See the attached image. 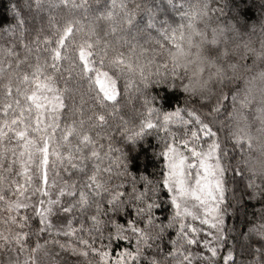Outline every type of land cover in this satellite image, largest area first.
Returning <instances> with one entry per match:
<instances>
[{"label": "trees", "instance_id": "16d2710c", "mask_svg": "<svg viewBox=\"0 0 264 264\" xmlns=\"http://www.w3.org/2000/svg\"><path fill=\"white\" fill-rule=\"evenodd\" d=\"M213 8V14L221 15V18L243 15L246 20H251L259 14L258 10L253 9L251 0H225L224 4L217 2ZM216 8H221L222 12H216ZM178 13L177 6L169 4L168 0H40L39 7L36 0H0V102L8 100L12 103V109L16 110L18 100L25 109V117L32 118V128L36 127L35 117L39 115L40 131L48 139L45 146L49 162L48 178L51 180L47 192L50 190L48 200L53 201L49 214L52 218H46V223L42 225L39 216L34 213V209L41 207V200L46 204L48 196H42L36 190L39 186L37 166L44 150V142L37 138L39 134L29 129L28 141L33 145L36 156L32 165L27 163L26 153L21 155V151L24 152L23 141L12 133L0 137V264H32L34 253L45 255L48 263L98 264L97 257L91 251L87 257L73 251L84 247L80 244V238L88 240L97 249L111 243L107 248L109 255L113 256L110 264H114V259L121 252H136V237L131 232L127 233L129 239H116L113 236L109 240L110 233L115 232L112 225L114 219L127 227V221L135 218L132 208L116 216L107 211V196L113 186L124 181L126 187H130V177L117 175L122 170L117 158L124 160L128 172L137 180L138 189L144 188L141 177L161 180L166 163L159 155L163 150V140L169 138V134L179 137L184 131L181 125L175 123L163 130L162 115L181 109V115L188 119L186 110L191 108L186 106L185 94L181 90L166 85L152 86L149 105H145L142 98L133 102L141 116L130 119L127 112L118 110L100 125L96 120L99 112L92 103L93 94L102 95L101 87L96 82L97 72L102 74L100 78L105 81L113 78L102 69L98 52L105 46L106 49L117 46L127 53L137 41L143 43L146 30L154 36L159 35L155 29L146 27L149 19H153L157 27L165 21L169 26L177 20ZM21 17L25 22L22 31L16 27ZM66 26L71 28V32L64 35ZM62 35L64 43L59 48V58H54L53 49H57V40ZM162 43L174 47L170 42L162 40ZM82 49L90 53L88 60L92 71H85L81 63ZM39 83H45L54 92L56 89L61 96L62 108L53 123L51 115L57 116L58 111L56 114L48 112L44 106L37 109L31 100V96L36 95L40 104L45 103L41 85L37 87ZM8 87L12 89L11 97L6 96ZM118 90L122 92V85L118 86ZM148 107L155 110L151 119L157 126L146 128L145 133L135 141L127 140L124 130L138 129L148 118ZM12 115L13 111H9V117ZM85 135L90 138L87 143L83 140ZM222 145L228 152L224 166L229 169L225 174V231L238 223L241 207L245 214L242 219L246 218L257 225L264 223V177L245 176L255 186V195L249 196L253 189L238 185L239 176L233 179L234 173L229 168L231 148ZM94 151L96 156L92 155ZM25 169L31 181L25 193H21ZM105 169L111 171L106 172ZM93 175L103 189L95 187L91 180ZM241 192L245 193L243 205L238 206L233 197L235 195L239 199ZM81 193L87 196V203L83 205L80 202ZM169 196L161 180V191L157 196L160 206L153 210L158 225L168 223L172 211L166 203H170ZM58 206V210L69 207L72 212L63 211L65 221H61L59 228H56L52 221L55 213L60 214L54 210ZM234 209L237 217L232 215ZM93 216L100 221L98 228L92 227ZM68 221L76 229L75 235L65 234ZM185 222L199 226V221ZM139 226L144 225L140 223ZM147 231L150 238L141 245L138 260L131 264H148L151 259L158 264H178L179 256L173 258L168 255L173 248L171 241L177 238L176 226L166 228L162 233L156 227ZM238 232L239 229L236 233H229L228 243L221 253L226 251L229 244L236 243L237 259L249 260L250 256L240 254V244L244 242L240 240ZM17 234H21L19 243ZM200 236L203 237L204 233H200ZM248 243L253 249L260 248L264 245V236L251 233ZM188 250L204 252L199 244L188 247ZM194 264H200L199 260H194Z\"/></svg>", "mask_w": 264, "mask_h": 264}, {"label": "snow or ice", "instance_id": "6c2138e0", "mask_svg": "<svg viewBox=\"0 0 264 264\" xmlns=\"http://www.w3.org/2000/svg\"><path fill=\"white\" fill-rule=\"evenodd\" d=\"M40 0H36V6L39 7ZM24 20L21 17L17 22V28L23 30ZM167 22H163L157 27V23L153 19H149L147 22L148 29H155L162 37V40L170 42L176 49L182 51V46L178 41L183 40V34L179 36L174 30H169L166 26ZM14 31L15 29H8ZM71 32V28L64 29V35ZM63 35L57 40V49H53V57L59 58V48L63 46ZM163 46V45H162ZM91 47V45L89 46ZM107 46H105V49ZM89 52H85L83 49L80 52L81 63L84 66L85 71H92L90 67L88 56ZM115 62L118 64H125L123 55L115 57ZM102 74L97 72L96 82L101 84L102 98L104 101L114 103L117 101L120 92L118 90L117 82L114 79L108 80L107 86L100 80ZM106 76V74H103ZM175 87V85H172ZM186 90V89H185ZM19 93V89H17ZM6 96H12V89L8 87L6 89ZM27 98V96H26ZM57 104L55 107H62L59 103V97H55ZM154 99V98H153ZM31 100L37 109L43 107L40 104L39 98L36 95L31 96ZM145 105L150 104V100L144 101ZM17 109H12V103L8 100L0 102V137H4L8 133H12L18 140L23 141L24 152L21 155L27 153L31 158V142L28 141L29 129L39 132L40 118L39 115L35 117L36 127L32 128L31 117H25V109L20 105L19 101H16ZM213 110H216L215 108ZM9 111H13V115L9 117ZM32 111L31 108L28 109ZM155 110L151 107L147 108V119L140 124L138 129H125L126 139L129 141H135L140 138L145 129L155 128L152 122V114ZM183 110L177 109L174 113H167L163 116V125L161 127L167 128L170 122L181 125L184 131L181 136L169 134V138L163 140V150L159 153L165 160V169L162 174V186L167 189L170 194L168 206L171 208V214L168 218V223L157 224L156 217L154 216V209L160 205L157 203V196L161 191V180H148L144 177L140 179L144 182L143 190L137 188V180L132 177L128 172V167L122 158H117V163L122 165V170L117 173L118 176L130 177V187H126L125 182L121 181L113 186L112 190L107 196V211H111L113 216L125 212L128 208H132L135 211V218H130L127 221V227L117 223L114 219L112 225L115 229L114 233H110L109 240L115 236L116 239H129L127 233L131 232L136 237V252H123L119 254L120 258H117L114 264H128V261L133 262L138 260L141 255V245L147 243L150 238V233L147 229L156 227L162 233L166 228H172L176 226V239L171 241L173 246L172 251L168 253L173 258L179 256L181 259L178 264H194V260H199L200 264H264V245L260 248L253 249L251 244L248 243L251 233H257L264 236V223L252 224L246 218L242 219L243 209L241 207V215H239L238 223H234L228 231H225V200L226 197V169L224 166V158L228 155L226 147L222 145L219 140L218 133L213 129L211 124L205 120L199 112L188 109L185 119L181 112ZM96 120L100 125H103L106 121V117L102 113L96 115ZM70 132L71 129H68ZM84 142H89L88 136H83ZM236 144H240V139H236ZM248 146L251 147V142L248 141ZM241 153L243 149H240ZM93 156L97 153L94 151ZM23 163V162H22ZM39 172V186L37 191L41 192L42 196H47L48 180V168H47V151L43 150L41 161L38 164ZM106 172L111 171L105 169ZM234 175L233 179L239 176L237 181L238 185H242L244 188L253 189L249 196H254V184L252 180L241 172L239 167L232 169ZM25 178L28 182L31 181V177L26 175ZM95 187L103 189V185L97 182L95 175L91 177ZM246 181V183H245ZM18 188L20 186H17ZM63 193H61L62 195ZM99 194V192H97ZM244 192H241L240 198L237 199L234 195L233 200L236 205H243ZM81 204L87 203V196L81 193ZM48 207L45 208V201L41 200V207L34 209V213L39 216L40 223L43 225L46 223L47 216L51 213L53 201H46ZM191 204V207L189 206ZM99 208V206H98ZM65 213H71L72 209L65 207L63 209ZM106 211V214H107ZM233 217H237L235 209L232 212ZM191 218L193 222L199 221V226H195L193 223H186L187 218ZM92 227L98 228L100 221L96 216L91 217ZM143 223V227L139 224ZM206 226V227H204ZM247 229L246 231L242 229ZM239 229L238 236L244 243L240 244L241 255L250 256L249 260L237 259V244L231 243L227 247L226 251L221 253V249L228 243L229 233H236ZM76 229L73 227L71 221H68L66 226V235H75ZM204 233L201 237L200 233ZM17 242H20L21 234H17ZM80 244L84 247L80 249H73L74 252H78L79 255L87 257L89 251H91L98 259V264H110V255L107 248L111 246L102 245L97 249L88 240L80 238ZM199 244L204 252H196L188 250V247ZM148 264H158L155 259L148 261Z\"/></svg>", "mask_w": 264, "mask_h": 264}, {"label": "clouds", "instance_id": "9594fccd", "mask_svg": "<svg viewBox=\"0 0 264 264\" xmlns=\"http://www.w3.org/2000/svg\"><path fill=\"white\" fill-rule=\"evenodd\" d=\"M217 2L225 0H168L179 9L177 20L168 27L183 34L178 41L182 51L165 46L160 34L147 30L143 43L137 41L127 53L117 46L102 47L101 67L117 86L122 85V92L114 103L93 94L92 103L105 117L120 110L134 119L142 115L134 100H147L152 86L181 90L186 106L199 112L220 142L231 148L229 168L264 177V0H251L259 12L251 20L214 15ZM119 55L125 64L115 62ZM36 264L43 261L37 259Z\"/></svg>", "mask_w": 264, "mask_h": 264}, {"label": "rangeland", "instance_id": "374dc122", "mask_svg": "<svg viewBox=\"0 0 264 264\" xmlns=\"http://www.w3.org/2000/svg\"><path fill=\"white\" fill-rule=\"evenodd\" d=\"M108 78V77H107ZM109 80L111 79V78H108ZM100 80L104 83V86L106 87L107 86V83H108V80L107 81H105V80H103L102 78H100ZM41 85V86H40ZM100 85V87H101V84H99ZM41 87L42 89L41 90H43V92H44V94H45V103L43 104V106L45 107L44 109H46V111H48V112H51V113H55L56 114V112H57V116H54L53 117V115H51V117L53 118L52 119V121H51V123H53L55 120H56V118L58 117V114H59V111H60V109L62 108V107H55V105L58 103L57 102V100L55 99V97H59V103L62 105V100H61V96H60V94L57 92V90L56 89H54L53 87V89L55 90V92L57 93H55L50 87H47L46 85H45V83L44 84H42V83H39L38 84V86L37 87ZM170 113H172V112H170ZM167 114V113H166ZM165 115V114H164ZM164 115H162V125H163V116ZM43 120H44V118H43ZM171 124H173L172 122H170L169 124H168V126H170ZM176 124V123H175ZM176 125H178V124H176ZM168 126H167V128L165 129L164 127H162L163 128V130H167L168 129ZM37 133L39 134V135H37ZM36 135H37V138H38V140H40V141H42V142H44L43 143V147H44V149H47V147L45 146L46 144H47V142H48V139H46V138H44L45 136H44V134H42L41 133V131H39V132H36ZM36 135H35V137H36ZM36 141H38L37 139H35ZM41 150H42V146H41ZM23 152V150L21 151V153ZM25 155V154H24ZM26 159H27V163L28 164H34L35 163V160H36V156L34 155V151H33V145L31 144V158H29V155L26 153ZM48 165H49V162H48V160H47V167H48ZM26 175H27V172H26ZM28 176V175H27ZM48 180L50 181L51 179L50 178H48ZM27 187H28V181L26 180V178H24V185H23V187H21L20 189H21V193H23L24 191H26V189H27ZM25 193V192H24ZM51 195H50V190L48 191V196H47V200H48V198L50 197ZM60 203H61V201H59ZM189 206L191 207V204L189 203ZM45 208H47L48 207V205H47V203L45 204V206H44ZM60 206H58L56 209H54L56 212H60V214H58L57 213V215H56V213H55V216H54V218H53V223H54V225H55V227L56 228H59V225L61 224V221L62 222H64L65 221V217H64V214L62 213L63 212V209H59L58 210V208H59ZM48 217H50V218H52L51 217V215H48L47 216V218ZM188 220H189V222H192V219L189 217V218H187ZM186 219V221H188ZM127 252H131L130 250H126ZM125 251V252H126ZM121 253H123V252H121ZM120 254V253H119ZM112 255H110V262H111V260H112ZM117 258H120L119 256L118 257H116L115 259H114V261L117 259ZM37 259H41L42 261H43V264H59V263H55V262H53V263H48V261H47V259H46V256L45 255H42V254H33V258H32V264H36V261H37ZM132 263V261L131 260H129L128 261V264H131Z\"/></svg>", "mask_w": 264, "mask_h": 264}]
</instances>
